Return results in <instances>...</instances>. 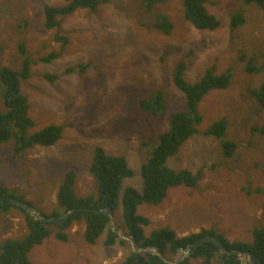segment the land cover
<instances>
[{"label":"rangeland","instance_id":"1","mask_svg":"<svg viewBox=\"0 0 264 264\" xmlns=\"http://www.w3.org/2000/svg\"><path fill=\"white\" fill-rule=\"evenodd\" d=\"M61 3L0 0V66L20 69L23 53L32 59L30 76L20 84L34 121L29 132L49 124L64 126L55 144L34 145L18 158L12 156L11 140L0 143V186L50 214L58 208L56 190L66 170L76 174L78 196L95 192L89 166L95 147L101 146L108 153L124 155L132 169L122 186L141 190L140 165L146 156L141 140L151 141L158 130L166 129L167 119L141 111L139 99L162 88L169 112L183 109L185 97L172 80L179 60L185 61L183 78L188 83L212 65L215 73L229 68L228 87L203 96L197 131L168 159L174 170L200 171V179L194 186L169 188L159 204H140L137 211L150 219L146 233L163 226L180 236L214 229L229 240H251V230L262 226L264 201V191H257L264 190V136L252 127L264 125V111L257 108L250 90L259 87L264 71L249 73L245 63L250 57L257 66L264 61V10L242 0H205L220 23L215 29L199 30L184 18L182 0L156 3L151 12L141 6L142 0H104L94 10L77 9L58 17V25L46 27L44 5ZM152 12L172 21L169 35L153 27ZM233 14L243 21L232 27ZM51 52L58 55L41 60ZM220 118L227 121L225 138L237 144L228 159L221 155L219 140L204 134ZM18 207L0 210L1 242L20 238L27 230ZM114 213L116 230H122L121 209ZM84 226V222L70 225L64 241L54 229L33 246L28 254L31 263L114 264L132 250L128 239L125 244H105V234L88 243L83 239ZM213 264L221 263L214 259Z\"/></svg>","mask_w":264,"mask_h":264},{"label":"trees","instance_id":"2","mask_svg":"<svg viewBox=\"0 0 264 264\" xmlns=\"http://www.w3.org/2000/svg\"><path fill=\"white\" fill-rule=\"evenodd\" d=\"M104 0H63L59 5H44V25L54 27L59 24L58 17L73 13L77 9L94 10ZM165 0H142L141 6L151 12V7ZM244 4L255 3L264 10V0H242ZM205 0H182V14L196 29L212 30L219 26L220 20L209 12L204 5ZM152 25L158 31L169 35L173 28L172 21L161 12L153 13ZM243 17L239 14L231 16L232 27L239 25ZM59 39L66 41L65 36ZM20 50H23L21 47ZM58 53L51 52L41 60L51 61ZM243 59V58H242ZM32 59L23 53L20 69L8 66H0V143L12 141V156L18 158L34 145L51 146L62 136L64 126L62 124H49L40 129L29 132L34 127V121L30 117L27 96L21 92V81L30 76ZM186 68L184 60L176 62L172 71L174 85L185 97L184 108L170 111L167 108L166 92L162 88L153 90L150 94L139 99L138 108L148 112L157 118L167 119V128L157 131L151 141L144 138L141 147L146 151V156L140 165L142 189L133 186H122V180L133 174L124 155L111 154L101 146H96L89 166V173L94 179L95 192L85 196L75 193L74 185L76 174L73 170H66L56 190L58 208H54L50 214L63 218V214L76 208L63 223L54 224L38 220L35 215L23 211L27 230L20 238H5L0 241V264H32L29 252L34 245L40 244L50 236L54 229L57 238L67 239L66 228L76 222H84L83 239L88 243H94L105 234V244L112 245L115 242L125 244V238L118 235L111 226V217L96 209L110 207L113 215L115 209H121V220L118 227L122 228L127 236H132L139 248H151V251H133L119 262L114 264H213L214 259L221 264H241V255L249 252L250 255L264 264V201L261 205L262 226L251 230V240H229L214 229H201L197 233L178 235L174 229L163 226L153 228L149 233L145 227L150 219L139 214L137 207L140 204H159L165 197L169 188L187 185L194 186L200 179V171L195 174L187 169L174 170L168 165V159L174 156L184 142L197 131V126L202 120L198 104L209 91L225 89L228 87L232 72L227 68L224 72L215 73V66L207 68L204 74L195 82L188 83L183 74ZM245 71L259 73L264 71V61L257 66L252 57L246 59ZM48 78H57V75H46ZM255 99L257 108L264 111V78L259 87L250 90ZM227 121L220 118L212 122L204 131L219 140L223 159L234 156L237 144L225 138ZM256 131L264 136V125L253 126ZM257 191H264L259 189ZM0 196H13L6 188L0 186ZM22 199V196H16ZM31 206V204L28 202ZM17 206L6 202L0 204V210L8 211ZM216 235L220 238L226 251L221 260L217 246L212 242H203L196 247H191L187 255L177 254L190 243L207 235ZM131 242V239H128ZM158 249L161 254L155 253ZM177 259V261H176ZM243 264H252L248 260Z\"/></svg>","mask_w":264,"mask_h":264},{"label":"water","instance_id":"3","mask_svg":"<svg viewBox=\"0 0 264 264\" xmlns=\"http://www.w3.org/2000/svg\"><path fill=\"white\" fill-rule=\"evenodd\" d=\"M6 202H10L13 205L19 206L24 208L29 214L31 215H35L36 218L42 222H46V223H54V224H61L63 223L73 212H75L76 208L70 209L67 212H65L63 214V218L60 219L57 216H45L41 213V211L36 210L34 208H32L31 206H29L27 203L23 202L22 200L17 199L16 197H11V196H0V204H5ZM96 212H102L105 213L107 215H109L111 217V221L113 222V229L115 231H117L118 235H120L122 238L125 239H131V245H132V250L139 252V251H151V248H139L137 246V244L134 241V238L132 236H127V234H125V232H123L122 230H116V226L114 225V215L113 212L111 210L110 207H105L103 209H96ZM203 242H212L214 243L218 250H219V255L221 260L223 259V253L226 251L225 247L223 246L221 240L219 237H217L216 235H211V234H207L199 239H197V241L190 243L185 249H182V256L187 255L189 249L191 247H196L198 244L203 243ZM155 253L157 254H161L160 251L158 249H154ZM180 252V251H179ZM243 258L241 260V264L245 263L247 260L249 262H251L252 264H260V262L258 260H256L255 258H253L249 252L243 253L242 254ZM177 261V259H176Z\"/></svg>","mask_w":264,"mask_h":264},{"label":"bare ground","instance_id":"4","mask_svg":"<svg viewBox=\"0 0 264 264\" xmlns=\"http://www.w3.org/2000/svg\"><path fill=\"white\" fill-rule=\"evenodd\" d=\"M24 202V201H23ZM25 203H27V202H25ZM29 205V204H28ZM30 206V205H29Z\"/></svg>","mask_w":264,"mask_h":264}]
</instances>
